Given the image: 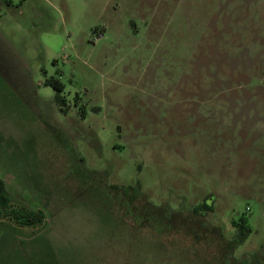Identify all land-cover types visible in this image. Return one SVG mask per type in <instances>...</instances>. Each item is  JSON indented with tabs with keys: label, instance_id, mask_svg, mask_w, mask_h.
<instances>
[{
	"label": "rangeland",
	"instance_id": "rangeland-1",
	"mask_svg": "<svg viewBox=\"0 0 264 264\" xmlns=\"http://www.w3.org/2000/svg\"><path fill=\"white\" fill-rule=\"evenodd\" d=\"M0 179V264H264V0H0Z\"/></svg>",
	"mask_w": 264,
	"mask_h": 264
},
{
	"label": "crops",
	"instance_id": "crops-1",
	"mask_svg": "<svg viewBox=\"0 0 264 264\" xmlns=\"http://www.w3.org/2000/svg\"><path fill=\"white\" fill-rule=\"evenodd\" d=\"M3 182L6 186V182L5 181ZM11 202H12V199H11ZM31 211L37 212V211H42V210L33 209ZM7 217H8L7 220H3V217L0 219V230H2L0 232V250L1 249L2 251L4 250L3 252L16 251L17 253L21 254V256L24 255L26 257H27V254L31 252L32 250H33L32 253L34 254L35 247L33 244H34L35 238L37 237V233L40 232L39 229H37V227L39 226V224H42L43 221L35 225L25 226V225L19 224L14 219H11L10 216H7ZM24 243H29L30 248L27 249L26 246L23 245ZM51 261H52V258L50 259V255H48L45 257V262L43 264H51Z\"/></svg>",
	"mask_w": 264,
	"mask_h": 264
},
{
	"label": "trees",
	"instance_id": "trees-1",
	"mask_svg": "<svg viewBox=\"0 0 264 264\" xmlns=\"http://www.w3.org/2000/svg\"><path fill=\"white\" fill-rule=\"evenodd\" d=\"M46 84L51 85L56 89L57 94L55 97V102L61 107L66 106V100L61 94L62 85L57 81H48ZM62 111L66 112L67 110L65 108ZM10 206H11V198L9 192L6 189L4 182L0 180V219L5 216H10L11 219H14L21 225L31 226L41 223L45 218L43 211L34 212L25 209L10 210ZM250 233H251L250 228L245 226V224H242L238 228V233H237V240L239 244H243L248 239Z\"/></svg>",
	"mask_w": 264,
	"mask_h": 264
},
{
	"label": "built area",
	"instance_id": "built-area-1",
	"mask_svg": "<svg viewBox=\"0 0 264 264\" xmlns=\"http://www.w3.org/2000/svg\"><path fill=\"white\" fill-rule=\"evenodd\" d=\"M102 35H100V37H101Z\"/></svg>",
	"mask_w": 264,
	"mask_h": 264
}]
</instances>
